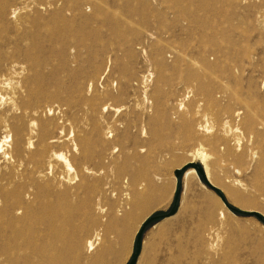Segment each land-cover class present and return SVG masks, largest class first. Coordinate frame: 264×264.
<instances>
[{
  "label": "rangeland",
  "instance_id": "rangeland-1",
  "mask_svg": "<svg viewBox=\"0 0 264 264\" xmlns=\"http://www.w3.org/2000/svg\"><path fill=\"white\" fill-rule=\"evenodd\" d=\"M77 1L79 10L67 11L59 1L53 7L21 12L19 23L0 17V43H37L36 75L44 88L40 102L61 107L60 113L45 118L54 119L51 135L65 126L64 138H69L53 144L51 151L66 154L75 168L73 182L62 187L71 189V196L52 199L65 211L57 218L65 226L60 235L78 242L55 252L57 264H93L97 252L105 258L101 264H128L143 221L170 211L178 187L175 172L202 147L215 187L230 206L245 213L223 205L226 216L220 219L219 196L196 171L190 186L182 183L177 214L144 231L137 264H264V223L253 214L264 218V32L236 27L237 18L248 17L242 10L232 13L230 0H207L205 12L202 0H169L161 5L159 22L151 0ZM2 2L9 12L23 7L25 0ZM199 15L207 16L206 26L198 22ZM215 43L260 44L255 58L245 59L243 71L235 74L238 81L229 82L240 100L200 108L215 127L214 133L201 135V117L191 113L185 118L178 100L198 84L192 73L198 69L199 52L205 46L208 51L217 49ZM5 49L0 46V52ZM158 53L163 67L155 63ZM147 75L144 87L141 79ZM190 101L186 107L194 112L198 108ZM225 122L239 132L227 136L222 130ZM103 134L106 145L100 143ZM6 135L13 146L14 135L0 127V138ZM237 138L241 145L234 147ZM72 142L78 151H73ZM5 158L0 152V177L16 183L14 166L19 164ZM194 160L204 169L198 156ZM45 162L23 159L15 173L21 180H36ZM54 170L66 174L61 162ZM103 187L107 199H88ZM27 202H32V211H42L40 199ZM96 232L101 234L100 244L87 252L86 241ZM212 240L216 251L208 247ZM105 244L107 252L102 250Z\"/></svg>",
  "mask_w": 264,
  "mask_h": 264
},
{
  "label": "bare ground",
  "instance_id": "bare-ground-1",
  "mask_svg": "<svg viewBox=\"0 0 264 264\" xmlns=\"http://www.w3.org/2000/svg\"><path fill=\"white\" fill-rule=\"evenodd\" d=\"M59 1L66 5L65 8L67 11L79 10L81 5V2L77 0H25L23 7L9 8L10 11L8 12L7 3L2 2L0 5V17H10L19 23L21 22L19 21V17L21 16H19V14L21 12H29V10L34 8L42 9L43 6L53 7L57 5ZM168 1L169 0H151L152 11L155 14V18L158 19V22L161 20L159 19L161 5ZM206 7L207 0H202L201 11L205 12ZM228 7L231 9L232 13L242 10L243 16L245 14L248 17L247 19L244 17L237 18L236 23L233 22L236 27L253 26L264 32V0H230ZM197 20L202 25H207L208 23L207 16L199 15ZM160 24L162 25V22H160ZM11 39L12 38H9L8 40L10 41ZM257 44L260 43H254V45L250 43H215L217 49L208 51L205 46L204 49L199 52L200 61L197 62L198 64L196 63L198 69L196 72L194 71L192 73V76L198 80V84L195 88L188 87L183 98L178 100V107L181 111H185L183 113L185 118L190 116L191 113H195L201 117L202 123L197 127L201 135L214 133L215 127L210 125L212 117L209 118V115L203 113L200 108L211 107L227 99L240 100L236 93H233V91L231 92L229 82L234 78L236 73L243 71V62L245 59H254L258 54ZM0 46H6L5 51L0 52V104H5V107L0 109V127L6 134H13L15 137V143L12 146L8 144V142L11 141L9 140L11 136H1L0 152L5 154V159H9V161L11 160L19 165L23 163V159L29 162L46 161L44 169L39 172L36 180H21L22 177H19L20 174L15 173L20 169L16 168L19 165L14 166L15 170L13 175L15 178H18L16 183L6 175L0 177V215L2 216L0 217V264H57L59 256H57L55 252H63L67 247L72 249L78 242L76 238L65 239L63 235H60L65 232V226L62 222H59L57 218L65 214V211L63 208L55 207L52 199L54 196L57 199H70L71 189L62 187L64 183L71 182L73 179L71 175L73 172L75 173V168L73 169L66 154L63 152L51 151L53 144L64 143L67 141L66 139H69L68 137H66V139L64 138L65 126L59 128L60 132L56 136L51 135V126L54 124V119L45 118L55 113H60L61 107L43 105L40 102L44 88L41 87L36 75L39 67V47L37 43L10 42L0 43ZM163 62L164 59L162 54L158 53L155 58L156 65L158 67H163ZM28 71H32L34 74H26ZM150 76H152V74H150ZM148 77L149 75L143 76L141 79V83L144 87L147 86ZM234 80L236 82L238 81L236 78H234ZM188 101L198 109L194 110V112L191 111V109L188 108L189 105L186 107V102ZM107 108L108 107L105 105L102 110L105 111ZM241 113L242 112H235V116H239ZM97 128L98 127H96V129ZM222 130L227 136L239 132L238 128H230L227 122L224 123V128ZM100 137V143L102 145L108 144L106 134ZM37 140L38 143L36 144ZM211 143L213 144L214 142L211 141ZM233 143L235 144L233 145L234 147L238 146L240 144V138H237ZM72 149L75 152L78 151V145L73 143ZM27 156L29 159H26ZM197 156L202 160L208 181L213 186H216L210 175L209 165L207 163L208 155L204 152L203 147L196 151L195 157ZM194 158H192L189 163L194 162ZM57 162L63 164L66 174H62V171L58 173L57 170H54ZM185 164H187V162H185L183 166ZM87 171V168L83 169L84 173ZM76 174L75 177L77 176ZM197 176L196 170L190 168L184 173L182 183L185 187H188ZM11 186L12 189H10ZM128 195L129 194L125 195L127 200L129 199ZM142 195L143 194H141L140 197ZM107 197V191L103 187L98 191L95 198L93 196V198L88 197V199L100 200L107 199ZM27 198L32 201L40 199L42 211H32V202L25 203ZM218 199L221 201L219 197ZM223 205L224 203L221 201L220 219L226 216L225 209L222 207ZM97 209L99 212L103 213L100 204L97 206ZM138 210L144 209L138 206ZM92 223L95 225L97 223V218L94 219ZM100 235L96 232L94 238H90L86 241L85 249L87 252H92L97 249L101 241ZM104 242L106 243L107 241L105 240ZM216 242H210L211 244H209L208 247L216 251ZM102 250L107 252L106 244ZM106 258H108V256ZM104 259L101 258L97 252V257L93 260V264H101Z\"/></svg>",
  "mask_w": 264,
  "mask_h": 264
},
{
  "label": "water",
  "instance_id": "water-1",
  "mask_svg": "<svg viewBox=\"0 0 264 264\" xmlns=\"http://www.w3.org/2000/svg\"><path fill=\"white\" fill-rule=\"evenodd\" d=\"M189 168H194L198 172V174L201 176V178L206 183V185L209 188H211L212 190H214L218 194L219 198L221 199V201L224 203V205L228 209H230V210H232L234 212L240 213V214L241 213H245V212L241 211L240 209H236V208H234V207L229 205V203L227 202L226 198L219 192V190L215 186H213L208 181V179H207V177L205 175L204 169H203L201 164H197L195 162L187 163L183 167H181L180 169L176 170V172H175V176H176L178 187H177V191H176V194H175L174 203H173L170 211L165 213V214L152 216L150 218H147L144 221L140 231L138 232L137 238H136L134 255L132 256V258H131V260H130V262L128 264H137L138 258L140 256L141 240H142V236H143V233L146 230V228L151 223H153L155 221L171 218V217H174L177 214L178 207H179L180 191H181V186H182V175ZM253 214H255L259 218V220H261L264 223V218L263 217H261L256 212H253Z\"/></svg>",
  "mask_w": 264,
  "mask_h": 264
},
{
  "label": "trees",
  "instance_id": "trees-1",
  "mask_svg": "<svg viewBox=\"0 0 264 264\" xmlns=\"http://www.w3.org/2000/svg\"><path fill=\"white\" fill-rule=\"evenodd\" d=\"M157 215H160V214H157Z\"/></svg>",
  "mask_w": 264,
  "mask_h": 264
}]
</instances>
